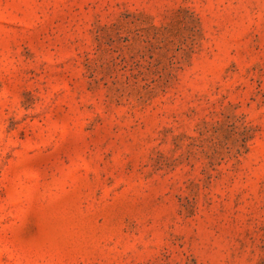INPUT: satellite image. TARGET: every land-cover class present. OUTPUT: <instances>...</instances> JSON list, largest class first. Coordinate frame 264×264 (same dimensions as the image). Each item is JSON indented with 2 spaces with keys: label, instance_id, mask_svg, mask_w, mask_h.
<instances>
[{
  "label": "rangeland",
  "instance_id": "1",
  "mask_svg": "<svg viewBox=\"0 0 264 264\" xmlns=\"http://www.w3.org/2000/svg\"><path fill=\"white\" fill-rule=\"evenodd\" d=\"M0 264H264V0H0Z\"/></svg>",
  "mask_w": 264,
  "mask_h": 264
}]
</instances>
